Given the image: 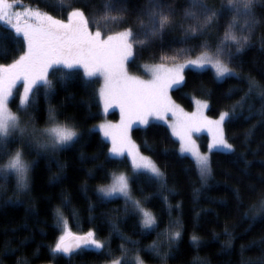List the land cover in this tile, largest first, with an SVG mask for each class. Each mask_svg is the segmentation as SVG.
I'll return each instance as SVG.
<instances>
[{"label": "snow or ice", "instance_id": "obj_1", "mask_svg": "<svg viewBox=\"0 0 264 264\" xmlns=\"http://www.w3.org/2000/svg\"><path fill=\"white\" fill-rule=\"evenodd\" d=\"M59 3L60 11H63L65 0H59ZM18 7H22L18 0H0V26L6 25L8 32L7 35L0 32V56H13L10 63L0 64V180L3 181L0 183V194L7 190L8 180L15 178L13 196L5 200L4 204L22 203L19 197L30 194V173L35 161L25 159V148L36 150L37 155H54L77 143L81 138L82 133L77 125L67 118L64 121L57 118L58 110L51 103L56 83L49 78V69H54V66H62L68 70L82 68L85 78L97 75L103 77L104 83L98 91V96L103 102L104 110L107 111L110 106L116 104L121 111L119 126L99 125L104 136L111 138L109 156L119 157L127 152L131 157L133 175L146 174L149 180H155L163 188L166 185L164 172L150 157L141 154L129 137L133 123L148 125L149 117L164 119L169 112L173 116L177 115L178 106L172 102L168 93L173 87L182 86L185 80L183 69L189 65L197 68L210 65L217 81L229 77L240 79L239 73L230 65L245 51L255 46L253 39L257 30L264 27V0H221L219 6L209 0H184L179 6L176 0H144V3L139 5L134 4L132 0H102L98 8H91L88 13L85 12L87 3L82 7L67 4L66 19L56 18L39 8L25 7L23 11H17ZM101 20L105 28L110 25H122V30L105 35L104 29L100 27ZM222 20L223 38L219 39L214 47L209 40L200 39L206 33H211L214 28L218 32ZM90 24L96 25L95 31L90 29ZM176 30L182 33L181 44L189 45L192 41H200L195 46L200 49L199 55L194 59H186L184 63H174L172 68L158 65L152 70V78L149 80L128 73L126 65L135 58L137 49L143 51L144 47L157 39L163 42L166 32ZM9 40L14 44L11 53L4 44ZM259 43L260 50L264 51V33L261 34ZM191 51L190 47H181L172 56L161 58L175 62L181 55H190ZM57 71L59 75L56 74ZM51 75L55 77L56 82L63 85L67 83L70 74L56 69ZM244 80L247 83V91L231 109L221 111L218 119L210 120L205 117L201 109L209 106L208 101L197 100V112L187 115L179 110L183 118L170 125L173 134L179 137L181 142L180 152L190 154L195 162L201 188L208 186L213 169L209 153L199 150L192 139V131H199L201 127L208 128L212 134L209 152L217 149L234 153V145L229 143L225 135V121L236 117V109H242L253 95L262 101L258 114L264 116V83L251 76L244 77ZM18 81H22L23 91L18 93L19 103L16 112H13L9 104L14 97ZM90 84L91 79L84 80L86 91ZM41 86L44 89L48 119L45 127L37 128L29 109H34L38 104ZM232 91L230 89L229 94ZM81 103L91 106L89 100H82ZM251 111L250 105L249 112ZM24 116L28 118L25 119ZM251 134V131L245 133L246 139ZM248 163L250 162H245L246 167ZM58 167L62 172L64 165L58 164ZM110 176V184L96 189L101 202L116 196L123 197L124 212L127 214L131 209L133 214L139 216L138 222L142 231H154L158 227L157 217L143 206L141 199L133 197L131 177L124 172H112ZM52 179L58 182L62 176L57 174ZM201 188H194L196 196L201 192ZM151 198V195L144 196L143 202ZM163 200L167 203L168 197L163 196ZM62 203L70 204L67 196ZM176 207L179 208L180 205L177 204ZM89 210L92 211L91 205ZM56 216L57 223H65L66 228L64 215L59 207L56 209ZM258 217L264 219V195L258 202L248 205L247 211L243 213L244 219L253 222L245 233L251 230ZM111 228L123 241L119 246L118 257L107 259L113 256L108 242L96 238V233L92 230L83 235L65 230L54 246H49L50 252L55 257L61 253L64 256H72L95 251L106 257L105 264H147L143 255L147 253L157 258L159 264H168L169 259H174L175 250L182 239L178 220L170 222L169 227L162 233L166 238L164 247L157 241L140 247L139 241L121 233L116 224L113 223ZM213 235L215 237L216 234ZM225 235L229 239L222 246L220 254H228L234 249L233 242L237 239L227 228ZM190 241L197 250L202 244L201 237L195 233L191 235ZM259 242L264 243V236H261ZM256 243L253 241L248 245H241V256ZM17 264L28 262L21 260ZM190 264H210V261L197 255ZM241 264H264V249L258 259L242 258Z\"/></svg>", "mask_w": 264, "mask_h": 264}, {"label": "trees", "instance_id": "obj_2", "mask_svg": "<svg viewBox=\"0 0 264 264\" xmlns=\"http://www.w3.org/2000/svg\"><path fill=\"white\" fill-rule=\"evenodd\" d=\"M101 2L102 0H65L64 10L60 11L59 0H18L22 5L18 8H39L56 18L66 19L67 4L82 7L87 3L85 12L88 13L91 8H98ZM132 2L139 5L144 3V0ZM183 2L184 0H176L177 6ZM209 2L219 6L221 0ZM223 25L224 20L221 21L218 32L214 28L211 33H206L200 39L209 40L214 47L219 39L223 38ZM100 27L106 35L122 30L123 26L110 25L109 30L101 20ZM90 29L95 31L96 25L90 24ZM0 32L7 35V26H0ZM262 33L264 27L257 30L253 39L255 46L245 51L230 65L239 73L240 79L229 77L217 81L214 71L210 68H185L182 86L170 90L172 99L186 110L193 109L194 98L205 99L209 104L206 109L209 117H217L221 111L231 109L247 91L244 77L251 76L264 83V51L260 50L259 43ZM181 39L182 33L179 30L166 32L163 42L157 39L144 47L143 51L137 49L135 58L127 67L139 73L138 66L141 63L173 62L161 57H170L181 47H190L192 51L188 56L181 55L176 61L199 53L200 49L195 47L199 40L184 45L181 44ZM4 44L11 53L13 42L9 40ZM12 59L11 54L0 56V64L10 63ZM56 69L70 74L66 84L56 82L55 77L51 75ZM49 73V78L56 83L51 103L58 110L57 118L60 121L67 118L78 126L82 135L77 143L54 155H37L36 150L25 148V159L35 161L30 173L31 191L29 195L19 197L22 203L4 204L5 200L13 196L15 189V178L11 177L6 184L7 190L0 194V264H17L21 260H27L28 264H104L106 257L95 251L72 256H64L61 253L53 257L49 246H54L60 232L56 216L58 207L63 212L71 233L85 234L92 230L96 233V238L108 242L113 256L107 259L118 257L119 246L123 243L120 236L112 231L113 223L119 227L121 233L139 241L140 247L151 245L153 241L164 247L166 238L162 233L169 227L170 222L177 220L180 223L182 239L175 250L174 259H169L168 264H190L197 255L207 258L210 264H241L242 258L256 260L261 256L264 243L259 241L261 236H264V219L258 217L251 230L245 233L253 222L243 218L248 205L258 202L264 195V116L258 114L262 103L258 97H250L242 109H236V117L225 121V135L234 145L235 152L212 150L209 153L213 173L208 186L204 188H201L194 160L179 151L178 140L165 124L150 121L148 125L132 127L131 137L140 152L148 155L164 172L166 185L162 188L155 180H149L146 174L133 175L126 156H109V143L94 127L103 117L98 96L99 79L85 78L81 68L68 70L62 66H54ZM56 74L59 75V71ZM85 79H91L87 91L84 87ZM230 89L233 90L231 94ZM43 92L41 86L38 104L34 109H29L34 116L35 126L39 127L48 119ZM17 98L18 91L9 104L15 112L18 106ZM82 100H89L91 106L81 103ZM249 116L250 118L246 119ZM108 117L114 120L117 113L112 111ZM249 131L252 134L246 139L245 133ZM197 139L200 141L201 150L206 151L207 135L200 134ZM246 161L250 162L247 167ZM58 164L64 165L62 172ZM116 171L129 174L133 197L141 199L143 205L157 217L158 227L154 231H142L138 222L139 216L133 214L131 209L127 214L124 212L123 197L116 196L104 202L99 199L96 189L107 184L111 180L110 173ZM57 174L62 176L58 182L52 179ZM0 183L3 181L0 180ZM194 188H201L198 196L194 194ZM148 195L152 198L143 202V197ZM65 196L70 200L68 205L62 203ZM163 196L168 197L167 203ZM177 204L180 205L179 208L176 207ZM90 205L92 211L89 210ZM225 228L237 239L233 242L234 249L228 254H220L222 246L229 239L225 235ZM194 233L202 239L198 250L193 248L190 241ZM253 241L257 242L255 246L244 251L241 256V245H248ZM143 255L147 264H159V260L152 255Z\"/></svg>", "mask_w": 264, "mask_h": 264}, {"label": "rangeland", "instance_id": "obj_3", "mask_svg": "<svg viewBox=\"0 0 264 264\" xmlns=\"http://www.w3.org/2000/svg\"><path fill=\"white\" fill-rule=\"evenodd\" d=\"M24 8H25V7H24ZM16 10H17V11H23V8H17ZM118 31H120V30H118ZM115 32H116V31H115ZM106 35H107V34H106ZM197 55H199V53L196 54V55H194V56L187 57V58H184V59H182V60L175 61V62H165V61H164V62H156V63H149V62L141 63V64H139V66H138V67H139V73H138V72H133V71L129 70V68L127 67L128 64L126 65V68H127V71H128V73H129L130 75H132V76H136V77H139L140 79H143V80H149V79L152 78V70H153L156 66H158V65H163L165 68H172V67L174 66V63H175V64L184 63V61H185L186 59H194ZM185 68L203 69V68H197V67H195V66H191V65H189V66H187V67H185ZM185 68H184V69H185ZM204 68H210V69H212V70L214 71V69H213L210 65L205 66ZM81 69H82V68H81ZM184 69H183V71H184ZM49 70H50V69H49ZM82 71H83V69H82ZM96 77L99 79V89H100V88L102 87L103 83H104V80H103V77H102V76L97 75ZM170 90H171V89H170ZM170 90H169V93H168V94H169V96H170L172 102H174V104L178 106V109H177V115H176V116H173L172 113L169 112V113L166 114V116H165L164 119H157V118L154 117V116H153V117H149V122H150V121H155V122H160V123L165 124V125L169 128V130H170L171 134L173 135V137L176 138V139L178 140V143H179V147H178V149H179V151H180V144H181V142H180V140H179V137H177V136H175V135L173 134V129H172V127H170V125H174V124H176L177 121H178V119H182V118H183V116H182V114H181V112H180L179 110H182V113H183V114H187V115H190V114H192V113H195V112H197V110H198V105H197L196 101H197V100H201V101H203V100H205V99H202V98H194V107H193V109H192V110H186V109H184L182 106H180L178 103H176V102L172 99V97H171V95H170ZM16 91H18V93H20V92L23 91V84H22V81H18V82H17L16 87H15V90H14V95H15V92H16ZM16 103H17V105H18V103H19V96H18V98H17V100H16ZM100 103H101V111H102L103 117H102V119H101L99 122H97V123L95 124V128H96L97 130H99V132H100V134L102 135V137H103V138L109 143V149H110V148L112 147L111 138H110V137H105V136H104V133L99 129V125H100V124H111V125H113V126H119L120 123H121V111H120L119 106L116 105V104H113L112 106H110V107L107 109V111H105V110H104L103 102H102L101 100H100ZM9 108H10V107H9ZM10 109H11V108H10ZM206 109H207V108L201 109V111L203 112V115H204L205 117H207V118L210 119V120H216V119L219 118V115H218L217 117H209V116L207 115V113H206ZM11 110H12V109H11ZM12 111L15 112L14 110H12ZM112 111H114V112L117 113V117H116V119H114V120H112V119H110V118L108 117L109 113L112 112ZM24 118L27 119L28 117H27V116H24ZM45 125H46V123H45L44 125H42L41 127H39V126H36V127H37V128H43V127H45ZM134 126H144V125L139 124L138 122H136V123H133L132 127H134ZM132 127H131L130 130H129V137H130L131 141L137 146L136 142H135V141L132 139V137H131V129H132ZM116 130H118V129H116ZM200 134H206L207 137H208V141H207V150H206V151H203V150H201V148H200V141L197 139V136L200 135ZM191 136H192V139L196 142V145L198 146L199 150H200L202 153H210V152H209V147H208V146H209V144L212 142V134L209 132V130H208L207 127H201L199 131H192ZM229 143H230V142H229ZM137 148H138V146H137ZM138 149H139V148H138ZM213 150H217V149H213ZM108 152H109V150H108ZM139 152H140V150H139ZM140 153L143 154L142 152H140ZM183 154H186V155L190 156V154H188V153H183ZM143 155L146 156V157H149L148 155H145V154H143ZM123 156H126V157L128 158V160H129V162H130V165H131V171L133 172V167H132V163H131V157L128 156L127 152H125ZM119 157H121V156H119ZM190 157H191V156H190ZM25 158H26V157H25ZM191 158H192V157H191ZM26 160H27V159H26ZM116 172H117V173L124 172L126 175L129 176V174L126 173L125 171H116ZM110 183H111V180H110L107 184H110ZM107 184H104V185H107ZM101 186H102V185H101ZM112 198H113V197H112ZM143 206H144V205H143ZM144 207H145V206H144ZM145 208H146V207H145ZM146 209L149 210L148 208H146ZM149 211H150V210H149ZM64 220H65V222H66V228H65V223H59L60 232H59V234H58V236H57V240L59 239V237H60L61 235L64 234L65 230L70 231V228H69V226H68V224H67V221H66L65 217H64ZM57 240H56V242H57ZM45 264H52V263H45ZM104 264H105V263H104Z\"/></svg>", "mask_w": 264, "mask_h": 264}, {"label": "water", "instance_id": "obj_4", "mask_svg": "<svg viewBox=\"0 0 264 264\" xmlns=\"http://www.w3.org/2000/svg\"><path fill=\"white\" fill-rule=\"evenodd\" d=\"M76 235H83V234H76Z\"/></svg>", "mask_w": 264, "mask_h": 264}]
</instances>
